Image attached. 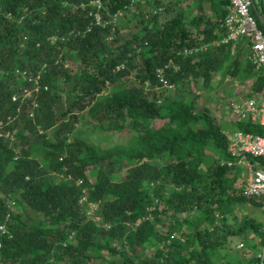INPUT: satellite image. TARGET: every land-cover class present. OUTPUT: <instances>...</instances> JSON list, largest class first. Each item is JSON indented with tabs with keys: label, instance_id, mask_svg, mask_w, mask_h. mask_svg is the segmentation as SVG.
Masks as SVG:
<instances>
[{
	"label": "trees",
	"instance_id": "obj_1",
	"mask_svg": "<svg viewBox=\"0 0 264 264\" xmlns=\"http://www.w3.org/2000/svg\"><path fill=\"white\" fill-rule=\"evenodd\" d=\"M140 1L0 0V264L260 263L264 226L236 211L264 209V197L248 196L243 168L226 165L225 132L264 136V126L223 120L221 128L185 95L190 79L210 86L212 72L261 92L264 70L250 64L243 40L182 54L223 35L228 0H146L141 27L122 38L113 16ZM250 12L262 26L264 0ZM63 49L79 72L63 68ZM169 61L177 69L164 77L176 97L152 89ZM36 75L38 91L22 98ZM72 81L56 116L61 83ZM80 120L103 139L129 136L101 148L74 131ZM83 204L97 206L96 218ZM233 239L248 258L233 253Z\"/></svg>",
	"mask_w": 264,
	"mask_h": 264
},
{
	"label": "built area",
	"instance_id": "obj_2",
	"mask_svg": "<svg viewBox=\"0 0 264 264\" xmlns=\"http://www.w3.org/2000/svg\"><path fill=\"white\" fill-rule=\"evenodd\" d=\"M229 8L222 20L224 33L221 37L213 40L209 45L203 44L182 50L184 55H192L207 50L209 46L215 48L220 45H230L235 48L239 41L243 40L248 44L247 59L257 71L264 70V16H259L262 26H259L257 19L250 12L251 7L255 8L257 0H228ZM99 21L98 15L96 16ZM169 67H175L171 61L163 67L156 69V77L163 87L172 88L164 77V72ZM28 81L33 83V88L22 90V98L37 92L39 87V75L28 77ZM45 88V87H44ZM46 89V88H45ZM27 98V97H26ZM17 100L14 96L12 101ZM23 100V99H22ZM229 114L226 117L230 120H248L260 126H264V88L261 92H248L244 98L235 95L226 100ZM227 139V152L230 159L226 161L227 166H236L246 171L244 181L245 192L251 197H264V166L255 167L250 158H264V136L242 131L225 132ZM7 136V135H6ZM84 199V198H83ZM81 199V201H83ZM80 201V202H81ZM0 232L7 234L5 226L0 225ZM262 245L257 252L260 259L259 264H263L264 258V227L262 228ZM239 247H243L239 244Z\"/></svg>",
	"mask_w": 264,
	"mask_h": 264
},
{
	"label": "rangeland",
	"instance_id": "obj_3",
	"mask_svg": "<svg viewBox=\"0 0 264 264\" xmlns=\"http://www.w3.org/2000/svg\"><path fill=\"white\" fill-rule=\"evenodd\" d=\"M140 1V0H136ZM148 1V0H147ZM146 0H141L140 5L136 6L132 3L126 7L127 9L125 13L116 12V14L113 16L112 23L115 24L118 28L120 36L126 37L132 33H134L138 27H141L140 20L147 14L148 12V6H147ZM150 1V0H149ZM176 1L180 0H163L164 3H171L174 4ZM99 4V3H98ZM137 13L139 16L135 17ZM98 17L100 16V13H96ZM147 16V15H146ZM188 24V19L185 21ZM115 29V26H113ZM193 32V30L191 31ZM64 52H69L66 49H63ZM63 51L60 52L58 59H60V63H62L63 68L66 71H72V72H79L80 63L79 61L75 60L69 53L66 54ZM64 54V55H63ZM172 71H176V68H174ZM210 86H206L205 83H203L200 79H188V87H186L189 90V94H186V98H193L195 102L201 107L206 108L213 120L222 126L223 123H230V118L226 117V115L229 114L228 106H226V103L229 98L235 97V95L240 96L244 98L247 96L248 92L252 90V80H246L244 82L239 80H233L229 77H225L222 74H215L214 72L211 73L210 78ZM122 82V81H121ZM74 82H66L61 83V86L63 87L64 91L60 92L58 97V102L55 110V115L59 116L61 115L62 111H65L66 108L69 106V100L65 98L66 92H69L71 87L73 86ZM176 86H172V88L169 87H163V86H155L152 87L153 92H156L158 94H170L173 97L179 95L178 89L175 88ZM107 87V92H108ZM145 89L148 93H150V86L147 84L145 85ZM242 90L239 94H237V90ZM150 91V92H149ZM106 92V93H107ZM29 98L28 95L25 96V98ZM81 113L77 114V117L80 118ZM226 117V118H225ZM67 119V117H64ZM81 119V118H80ZM225 127V125H224ZM91 126H88L84 124L81 120L74 124V131H79L80 136L84 139V141L88 143H92L95 145L100 146L101 148H107L111 147L116 144H122L125 142V140L128 138L129 134L128 132H123L121 134H111L108 135L105 139H103V135L96 132V133H90L91 132ZM226 130V129H225ZM79 136V137H80ZM31 136H28V139H31ZM11 140L13 139V135H11ZM213 156V155H211ZM218 158V157H215ZM124 175V170L118 171V176L122 178ZM246 171L243 169V178L245 181L246 177ZM92 180V179H91ZM83 209L85 210L87 216L96 218V212H97V206H93L91 204H83ZM27 214L30 217H33V212L27 211ZM236 215L238 217L240 216H250L255 218L256 221H259L264 226V209L262 208H256L249 204H243L240 206L237 211ZM182 216V215H181ZM159 229H162L161 226ZM239 240L233 239L231 242L230 248L233 249V253L239 255L240 257L248 258L251 255V251L246 247H239ZM152 251L151 248L147 249L146 252L149 254ZM94 264H99V261L97 260Z\"/></svg>",
	"mask_w": 264,
	"mask_h": 264
},
{
	"label": "crops",
	"instance_id": "obj_4",
	"mask_svg": "<svg viewBox=\"0 0 264 264\" xmlns=\"http://www.w3.org/2000/svg\"><path fill=\"white\" fill-rule=\"evenodd\" d=\"M240 92H242V90H240V89H239V90H237V94H239ZM225 118H226V117H225Z\"/></svg>",
	"mask_w": 264,
	"mask_h": 264
}]
</instances>
